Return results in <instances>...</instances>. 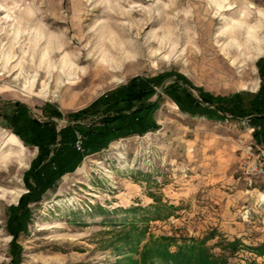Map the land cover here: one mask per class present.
I'll return each mask as SVG.
<instances>
[{
    "label": "rangeland",
    "instance_id": "374dc122",
    "mask_svg": "<svg viewBox=\"0 0 264 264\" xmlns=\"http://www.w3.org/2000/svg\"><path fill=\"white\" fill-rule=\"evenodd\" d=\"M37 4L49 31L65 34L64 51L82 52L76 63L87 72H76L75 82L59 68L50 77L41 70L33 79L29 37L15 41L0 33V264H173L163 250L190 247L212 264H264V177L239 170L243 146L250 137L257 139L250 128L261 130L248 120L264 114V105L254 101L262 79L264 84V46L229 49L225 55L227 37L220 35L245 11L264 9V0H176L166 15L133 13L142 23L125 36L142 56L119 71L86 57L103 22L124 18L106 14L98 0ZM7 15L0 11V18ZM14 24L0 19L8 32ZM177 26L173 41L179 37L184 57L165 60L167 49L151 55L160 47L153 33L163 36ZM137 79L150 80V91L139 93L141 99L128 95L124 112L155 103V127L84 154L73 171L26 204L25 228L14 239L9 220L19 214L13 207L28 192L27 181L33 184L27 172L38 154L16 130L26 118L52 120L57 131L72 125L81 135V129L101 127L104 104L89 107L78 119L74 115L105 95L137 90L130 85ZM174 100L187 109L206 107L213 116L186 112ZM235 104L241 113L233 111Z\"/></svg>",
    "mask_w": 264,
    "mask_h": 264
},
{
    "label": "clouds",
    "instance_id": "9594fccd",
    "mask_svg": "<svg viewBox=\"0 0 264 264\" xmlns=\"http://www.w3.org/2000/svg\"><path fill=\"white\" fill-rule=\"evenodd\" d=\"M98 3L103 6L106 14L124 19L103 22L104 27L96 31L93 37L95 44L87 51L86 59L94 61L98 67L108 71H119L125 64L136 61L142 56L141 53L133 50V40L125 36L126 31L142 23L138 19H133V13L147 14L149 17L153 12L156 16L166 15L168 9L175 7L176 0H168L167 3L164 0H150L148 4L139 3L136 0H98ZM223 6L220 5V7ZM252 7L254 6L249 4V8ZM0 11L8 14L7 17L0 19L15 21L11 32H8L6 27H0V33L8 34L15 41H19L22 35L29 37L26 45L31 51V58L27 63L34 65L33 79L38 78L41 70L46 71L50 77L52 71L59 68L63 77H66L69 82H75L73 77L76 72L81 74L87 72L86 67H78L76 63L81 59L82 52L80 50L73 53L65 52L66 43L62 42L65 40V34L51 32L43 23L37 0H0ZM178 15L179 13L176 14ZM184 15H190V12H185ZM176 16L167 18L175 20ZM33 22L35 25L29 29L28 26ZM159 31H164V29ZM178 31L179 26L175 29H168L163 36L153 33V39L159 43L160 47L153 50L151 55L163 53L167 49L162 58L179 62L185 53L184 50L179 49V37L176 36L173 41V36ZM220 35L227 37L224 44L225 55L229 54V49L238 51L250 45L264 46V9L257 8L254 12L245 11L240 18L233 20ZM84 47L89 48L88 45ZM38 50L39 60L36 62ZM56 53H60L59 59L52 58ZM24 55L28 56V51H24Z\"/></svg>",
    "mask_w": 264,
    "mask_h": 264
},
{
    "label": "trees",
    "instance_id": "16d2710c",
    "mask_svg": "<svg viewBox=\"0 0 264 264\" xmlns=\"http://www.w3.org/2000/svg\"><path fill=\"white\" fill-rule=\"evenodd\" d=\"M260 71L262 72V76V74H264L263 65H260ZM148 81L150 80H132L130 85H136L138 87L137 90L133 88L128 93L117 91L114 94L105 95V97L98 98V100L74 115V117L78 119L83 116L85 111L87 112L88 109H92L93 106L98 104L105 105L103 108L104 116L102 118V126L80 130L83 136L82 150L76 149L74 145L76 130L72 125H67L57 131L55 123L52 120L46 122H40L33 118H26L24 120L20 128L21 130H16V132L26 143L35 145L38 148V154L32 161L30 169L27 172L32 175L33 184L27 181L28 192L20 197V206L13 207L14 210L19 211V214H13L9 220V231L14 239L17 237L19 231L25 228V222L22 219L28 212L27 208H25L26 204L30 201L39 200L42 192L45 191L46 188L54 185L55 181L61 175L73 171L80 163L84 154L101 150L107 146L111 140L118 136L142 133L147 129L155 127L154 120L151 118V111L155 107V103L142 102L135 108L133 106L130 107V112H124V104H128V95H133V98L137 96L140 98L141 94L139 93L147 94V92L150 91ZM261 81L260 88L254 96V101L264 105L263 79ZM108 97L109 99H107ZM202 100L205 101L204 98H202ZM174 101L179 108L191 114L201 113L213 116L210 114L211 111L206 107L198 106V109H187L181 101ZM110 109H113L114 112H111L112 110ZM232 109L238 112V114L243 111L242 106H237L236 104ZM256 110L261 112L260 108H256ZM248 121H250L253 126H258L259 129L261 128L259 131L254 128V134L257 137L256 141H263L264 143V114L249 118ZM23 131L25 134H23ZM55 144H57V147H52ZM192 249V247L186 248V250L182 249V251L177 253H169L163 250V254L161 255L174 261L173 264H212L206 256L201 254V251L199 252L197 250L198 252L194 253ZM190 250L192 251L190 252ZM16 262L17 258L14 260V263Z\"/></svg>",
    "mask_w": 264,
    "mask_h": 264
},
{
    "label": "built area",
    "instance_id": "2783aa9c",
    "mask_svg": "<svg viewBox=\"0 0 264 264\" xmlns=\"http://www.w3.org/2000/svg\"><path fill=\"white\" fill-rule=\"evenodd\" d=\"M254 128H250L253 132ZM81 134H76L74 145L76 149L82 150ZM243 156L240 161L239 170L247 176H263L264 177V143H258L252 137L243 146Z\"/></svg>",
    "mask_w": 264,
    "mask_h": 264
},
{
    "label": "bare ground",
    "instance_id": "6f19581e",
    "mask_svg": "<svg viewBox=\"0 0 264 264\" xmlns=\"http://www.w3.org/2000/svg\"><path fill=\"white\" fill-rule=\"evenodd\" d=\"M231 8H232V7H231ZM1 76H2V77H1ZM3 76H4V73H3V74L1 73V74H0L1 79L3 78ZM1 159H2V158H0V161H1ZM0 163H1V162H0ZM0 165H1V164H0Z\"/></svg>",
    "mask_w": 264,
    "mask_h": 264
}]
</instances>
